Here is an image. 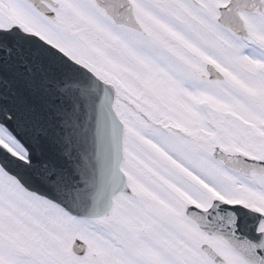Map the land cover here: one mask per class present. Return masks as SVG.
Here are the masks:
<instances>
[{
    "label": "snow or ice",
    "instance_id": "obj_1",
    "mask_svg": "<svg viewBox=\"0 0 264 264\" xmlns=\"http://www.w3.org/2000/svg\"><path fill=\"white\" fill-rule=\"evenodd\" d=\"M0 264H264V0H0Z\"/></svg>",
    "mask_w": 264,
    "mask_h": 264
}]
</instances>
